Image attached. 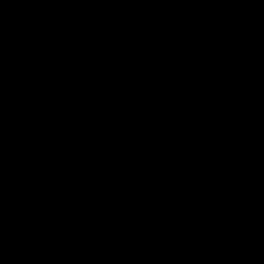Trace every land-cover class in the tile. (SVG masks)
Returning <instances> with one entry per match:
<instances>
[{
  "label": "trees",
  "instance_id": "obj_1",
  "mask_svg": "<svg viewBox=\"0 0 264 264\" xmlns=\"http://www.w3.org/2000/svg\"><path fill=\"white\" fill-rule=\"evenodd\" d=\"M126 1L212 104L109 0H0V221L23 233L0 235V264H264V0ZM138 203L156 247L123 230Z\"/></svg>",
  "mask_w": 264,
  "mask_h": 264
},
{
  "label": "rangeland",
  "instance_id": "obj_2",
  "mask_svg": "<svg viewBox=\"0 0 264 264\" xmlns=\"http://www.w3.org/2000/svg\"><path fill=\"white\" fill-rule=\"evenodd\" d=\"M113 5L117 14L121 16H127L132 18L139 23H143L145 26H155L158 33V39L162 42V48L164 50L165 63H166V74L169 77L171 87L175 88L180 94H183L188 102L194 104H212L211 97L208 92L204 89L203 83L199 78L197 72L188 64L185 59L181 43L177 36L171 31H168L165 27L156 24L150 18L140 16L138 13L130 8V5L126 0H109ZM97 55V54H95ZM251 110L253 107L248 106ZM20 122L15 124L12 122V129L10 130L11 137L16 141H21L24 146L27 145V139L29 133L27 132L26 126L20 125ZM29 144V142H28ZM12 161L16 162L14 157ZM8 169V167L6 168ZM10 195V194H9ZM15 195L12 193V197ZM132 202L136 203L137 199L131 198ZM14 204L7 203V207L13 206ZM132 219L124 222L123 230L129 237L130 242L138 249L144 247H156L160 243L156 240L152 227H160L161 223L154 212L142 204L134 206L131 212ZM4 218L0 221V235L8 240L20 239L23 235L20 232L21 227L18 223L11 219L9 214L4 215ZM145 264H157L153 260H149Z\"/></svg>",
  "mask_w": 264,
  "mask_h": 264
},
{
  "label": "water",
  "instance_id": "obj_3",
  "mask_svg": "<svg viewBox=\"0 0 264 264\" xmlns=\"http://www.w3.org/2000/svg\"><path fill=\"white\" fill-rule=\"evenodd\" d=\"M207 221H210L209 218H207Z\"/></svg>",
  "mask_w": 264,
  "mask_h": 264
}]
</instances>
